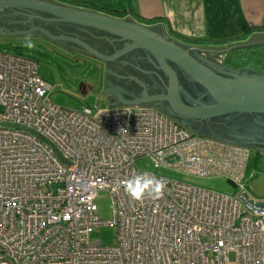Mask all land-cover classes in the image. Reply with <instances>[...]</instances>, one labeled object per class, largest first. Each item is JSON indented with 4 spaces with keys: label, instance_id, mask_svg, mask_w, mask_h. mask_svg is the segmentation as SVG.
Listing matches in <instances>:
<instances>
[{
    "label": "built area",
    "instance_id": "obj_1",
    "mask_svg": "<svg viewBox=\"0 0 264 264\" xmlns=\"http://www.w3.org/2000/svg\"><path fill=\"white\" fill-rule=\"evenodd\" d=\"M37 63L0 53V264H264V214L241 200L163 178L142 202L122 181L148 160L246 193L249 149L195 135L152 106L71 110L47 101ZM112 218L98 217V192ZM116 228V243L92 234Z\"/></svg>",
    "mask_w": 264,
    "mask_h": 264
},
{
    "label": "water",
    "instance_id": "obj_2",
    "mask_svg": "<svg viewBox=\"0 0 264 264\" xmlns=\"http://www.w3.org/2000/svg\"><path fill=\"white\" fill-rule=\"evenodd\" d=\"M0 10H4L0 12V36L25 37L26 34L30 33L32 37H42L70 53L74 51L81 53L78 48L72 46L75 43L102 62H111L134 48H142L153 53L161 63V67L170 74L171 86L167 91L156 95V93H152L149 84V86H145L139 81L142 78H147L149 73L152 74L148 70H137L141 74L138 77L135 70H121L114 65L104 66V91L99 96L106 99L109 107L149 105L186 128L188 124L180 121L179 118L199 122L228 113L264 114V78L255 71L247 68L241 69L253 72L260 79L236 77V80H229L220 77L204 67L189 53L192 50L199 54L202 49L183 47L175 41L167 39L164 35H159L154 30L131 20H117L98 13L56 5L44 0H0ZM20 11L35 12L36 15L26 18ZM43 15H46L47 18H43ZM44 22L64 23L82 29H90L96 33V38L98 37V40L94 39L95 41L91 42L95 46L105 43L110 52L95 50L77 37L71 36L73 31L70 28L61 27L68 33L63 35L54 30L56 29L54 28L55 25L47 27ZM125 41H129L130 44L112 55L120 43ZM248 45H264V42L235 45L224 50ZM207 51L213 52L214 50ZM109 54L110 56H107ZM165 60L173 63L185 75L200 85L212 98L214 104L200 108L184 105L176 91L174 74L166 65ZM120 78L133 80L135 84H140L142 89L139 86L122 87L116 82ZM163 103L166 104L164 105L167 107V111L162 108ZM193 132L198 134L195 130ZM227 184L232 188L235 187L230 181H227ZM238 198L252 214H264V203H255L252 206V201H247L244 194L239 195Z\"/></svg>",
    "mask_w": 264,
    "mask_h": 264
},
{
    "label": "rangeland",
    "instance_id": "obj_3",
    "mask_svg": "<svg viewBox=\"0 0 264 264\" xmlns=\"http://www.w3.org/2000/svg\"><path fill=\"white\" fill-rule=\"evenodd\" d=\"M58 5H81L79 0H49ZM79 1V2H77ZM3 12V11H2ZM36 43L34 49L24 48L25 37L0 36V53H9L31 59L37 63L38 76L50 85L47 101L58 107L80 110L88 107L93 111L106 108V99L99 96L104 87L102 65L84 58L79 52L70 53L42 37H32ZM235 65L242 69H251L264 78V55L238 53ZM249 161L245 171L246 193L254 200L264 201V157L249 150ZM145 172L154 173L216 193L238 198V190L227 184L222 176L197 177L168 168H155L148 160L136 163ZM98 217L102 221L112 218L111 202L107 192L100 191L95 200ZM94 239L103 246L116 243V228L101 227L94 230Z\"/></svg>",
    "mask_w": 264,
    "mask_h": 264
},
{
    "label": "crops",
    "instance_id": "obj_4",
    "mask_svg": "<svg viewBox=\"0 0 264 264\" xmlns=\"http://www.w3.org/2000/svg\"><path fill=\"white\" fill-rule=\"evenodd\" d=\"M79 1L82 6H61L94 12L117 20H131L183 47L227 52L234 65L238 62L236 57L240 52L242 55H264V45L224 50L235 45L264 42V0ZM102 67L100 72L104 73V66ZM234 68L242 69L236 65ZM101 89L104 91V87ZM106 108H109L108 103Z\"/></svg>",
    "mask_w": 264,
    "mask_h": 264
},
{
    "label": "flooded vegetation",
    "instance_id": "obj_5",
    "mask_svg": "<svg viewBox=\"0 0 264 264\" xmlns=\"http://www.w3.org/2000/svg\"><path fill=\"white\" fill-rule=\"evenodd\" d=\"M21 13H23L22 15L26 18H29V16L36 15L35 12L28 11H23ZM42 17L47 18L46 15H43ZM45 24L47 27L55 25L54 28L56 29L54 30L58 33H62L63 35H67L68 33L62 30L61 27H65L67 29L70 28L73 31L70 34L71 36L73 35L74 37H77L82 42H84L95 50H102L105 53L110 52V50L106 47L108 45H106L105 43H103V45H101L100 43V46H95L94 43L91 42L98 40V37L96 38V33L90 29H82L64 23ZM127 44H130V42L125 41L120 43V45L116 48L115 52H113L112 55L125 48ZM72 46L78 48V50L81 51V53L79 54H81L84 58L98 62L102 66L110 67V65H114L120 68L121 70H135V74L138 77H140L141 74L137 70L141 69L148 70V72H152V74L149 73L150 75H148L147 78H142L139 81L145 86L149 84L150 86H148L151 88L152 93H156V95L165 93L167 89L171 86L170 74L167 73L161 67V63L158 61L157 57L147 50H144L142 48H134L132 50L127 51L124 55L112 60L111 62H102L95 58L92 54L88 53V51H86L82 47L76 45L75 43H73ZM189 53L194 59L204 65V67L208 68L216 75H219L220 77H223L225 79H260L258 75L254 74L251 71H244L238 68L235 69V65L231 62L232 60L228 58L226 52H209L202 50V52L198 54L197 52L190 50ZM107 56H110V54ZM165 63L174 74L177 89L176 91L184 105L190 107L196 106L200 108L203 106H211L214 104L212 98L200 85H198L187 75H185L173 63L167 60H165ZM116 82L122 87L128 88L139 86L141 88L140 84H135L133 80H130L128 78H120L117 79ZM164 104L165 103H163L162 108L167 111V107L165 106L166 104ZM179 120L186 122L188 124L187 128L192 131H197L198 134L201 136H205L207 138H212L230 144L244 146L249 150L253 151L255 154L264 157V114L228 113L210 117V119L199 122H193V120L183 118H179Z\"/></svg>",
    "mask_w": 264,
    "mask_h": 264
},
{
    "label": "clouds",
    "instance_id": "obj_6",
    "mask_svg": "<svg viewBox=\"0 0 264 264\" xmlns=\"http://www.w3.org/2000/svg\"><path fill=\"white\" fill-rule=\"evenodd\" d=\"M26 49H34L36 43L32 35L26 34L23 45ZM125 193L131 200L142 202L146 197L160 200L164 197L166 184L163 178H157L145 171L122 181Z\"/></svg>",
    "mask_w": 264,
    "mask_h": 264
}]
</instances>
